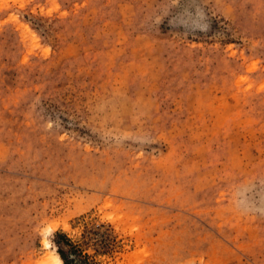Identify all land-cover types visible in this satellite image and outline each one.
Segmentation results:
<instances>
[{"label":"rangeland","instance_id":"374dc122","mask_svg":"<svg viewBox=\"0 0 264 264\" xmlns=\"http://www.w3.org/2000/svg\"><path fill=\"white\" fill-rule=\"evenodd\" d=\"M56 242L264 264V0H0V264Z\"/></svg>","mask_w":264,"mask_h":264},{"label":"bare ground","instance_id":"6f19581e","mask_svg":"<svg viewBox=\"0 0 264 264\" xmlns=\"http://www.w3.org/2000/svg\"><path fill=\"white\" fill-rule=\"evenodd\" d=\"M47 246V244H45ZM40 264H63L58 255L46 254Z\"/></svg>","mask_w":264,"mask_h":264},{"label":"trees","instance_id":"16d2710c","mask_svg":"<svg viewBox=\"0 0 264 264\" xmlns=\"http://www.w3.org/2000/svg\"><path fill=\"white\" fill-rule=\"evenodd\" d=\"M59 236V235H58ZM66 240V242L69 244L68 246L70 247V251H74V252H76L75 250H74V247H72V245L70 244V242L67 240V239H65ZM56 246H57V253H58V255L60 256V258H61V260H62V262H63V264H70L71 262L68 260V258H67V256H66V253L64 252V250L63 249H61L60 247H59V245L57 244V242H56Z\"/></svg>","mask_w":264,"mask_h":264}]
</instances>
